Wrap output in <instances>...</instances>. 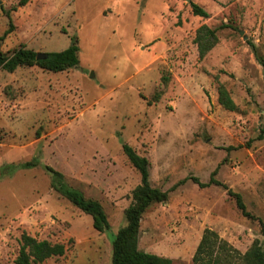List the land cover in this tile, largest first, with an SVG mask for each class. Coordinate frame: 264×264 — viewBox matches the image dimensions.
Returning a JSON list of instances; mask_svg holds the SVG:
<instances>
[{
    "label": "rangeland",
    "instance_id": "1",
    "mask_svg": "<svg viewBox=\"0 0 264 264\" xmlns=\"http://www.w3.org/2000/svg\"><path fill=\"white\" fill-rule=\"evenodd\" d=\"M20 1L0 0L2 50L60 51L76 36L80 64L62 72L0 65V264H17L23 232L65 244L41 264H112L113 237L140 183L124 142L149 158L152 184L170 190L143 214L140 249L193 264L207 227L242 253L256 240L264 246V139H256L264 0ZM191 1L209 17L195 15ZM204 23L218 28L219 42L199 60L194 39ZM220 83L237 109L220 105ZM47 165L103 204L109 231L52 187ZM216 169L255 218L223 186L188 180L172 189L185 177L207 182Z\"/></svg>",
    "mask_w": 264,
    "mask_h": 264
},
{
    "label": "trees",
    "instance_id": "2",
    "mask_svg": "<svg viewBox=\"0 0 264 264\" xmlns=\"http://www.w3.org/2000/svg\"><path fill=\"white\" fill-rule=\"evenodd\" d=\"M28 0H21L22 5ZM190 5L195 15L209 17V12L191 1ZM218 28H213L206 23L198 27L195 36V43L198 48L199 60L204 59L207 54L219 42L217 34ZM9 30L5 34H8ZM79 42L74 36L72 43L60 51L46 52L48 57L37 59V51L20 46L11 53H5L0 45V65L8 70L14 71L20 66L38 65L41 68L53 72H62L74 69L79 66ZM259 62L264 66V57L256 51ZM164 82L166 77H162ZM218 101L220 105L229 110L237 109V104L231 96L228 88L220 83L218 85ZM257 140L264 139V128L256 137ZM250 144V143H249ZM123 151L130 163L140 173V183L135 187L132 193V203L126 210L127 223L121 227L113 237V255L112 264H173V260L156 253L147 252L139 248L141 219L145 211L155 202H164L169 198L170 190H163L156 187L151 182V163L148 157L138 153L129 143H123ZM35 158L26 162L24 167H33L38 164ZM47 170L53 175L52 187L63 197L71 201L83 212L93 218L94 227L107 232L111 229L108 215L103 204L94 198H88L84 192L66 180L63 172L47 165ZM217 169L212 173L207 182H202L198 177H185L179 180L172 189L192 180L200 187L211 185L223 186L228 194L235 198L236 204L242 213L251 218H255L246 207L242 195L228 187L225 183L215 177ZM66 251L64 243H53L47 239H38L37 237L23 232L22 245L19 255L16 259L17 264H41L53 256L63 255ZM193 264H264V246L256 240L245 252L239 251L228 241L224 240L219 233L212 228H205L199 244L193 256Z\"/></svg>",
    "mask_w": 264,
    "mask_h": 264
},
{
    "label": "water",
    "instance_id": "3",
    "mask_svg": "<svg viewBox=\"0 0 264 264\" xmlns=\"http://www.w3.org/2000/svg\"><path fill=\"white\" fill-rule=\"evenodd\" d=\"M48 55L46 52H38L37 53V59H43V58H47Z\"/></svg>",
    "mask_w": 264,
    "mask_h": 264
}]
</instances>
